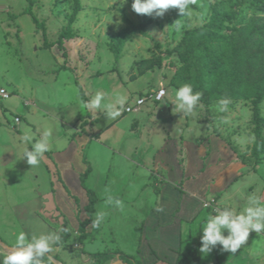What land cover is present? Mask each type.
<instances>
[{"label": "rangeland", "instance_id": "obj_1", "mask_svg": "<svg viewBox=\"0 0 264 264\" xmlns=\"http://www.w3.org/2000/svg\"><path fill=\"white\" fill-rule=\"evenodd\" d=\"M216 2L235 11L224 25L227 33L264 15V0H79L71 22L74 0H33L32 13L43 26L37 28L25 12L27 0H0V89L8 94L0 99V264H25L9 246L40 247L47 264H94L86 240L78 241L75 222L86 218L87 201L83 204L79 189L66 185L60 172L69 165L74 170L81 165V173L90 167L85 186L95 195V210L88 229L96 241L90 249L111 253L105 264L119 260L115 247L130 250L132 229L139 227L137 210L125 213L126 206L154 203L156 172H162L154 155L164 140L174 145L183 169L180 191L184 194V183L190 186L200 213L212 222V234L226 232L234 239L227 245L238 249L234 260L241 264L264 263V97L258 103L257 141L250 99L203 103L198 93L171 83L182 66L173 48L186 29L209 21ZM125 17L145 34L137 30L115 59L109 45L126 26ZM67 28L73 36L61 50L56 40ZM148 64L152 67L139 74ZM160 87L166 89L160 102L148 98L139 112L120 113ZM81 132L91 141L68 152L71 138ZM212 138L229 148L218 159V174L207 173L205 163ZM58 151L61 164L53 156ZM65 230L68 239L55 244ZM199 239L193 241L196 250H202ZM213 257L206 263L213 264Z\"/></svg>", "mask_w": 264, "mask_h": 264}, {"label": "trees", "instance_id": "obj_2", "mask_svg": "<svg viewBox=\"0 0 264 264\" xmlns=\"http://www.w3.org/2000/svg\"><path fill=\"white\" fill-rule=\"evenodd\" d=\"M27 2L25 12L31 16L37 28H43L42 23L32 13L33 0H27ZM222 4L223 2H216L211 8L209 21L201 26L186 29L173 48L172 51L178 54L182 66L173 76L171 83L180 89L198 93L203 103L211 99H250L253 105V120L256 123L258 141L261 120L258 103L264 97V15L251 16L248 21L237 27L234 33H227L223 31L224 25L232 22L236 14H234L235 11L223 10ZM79 8V0H74L71 22L75 19ZM123 20L126 26L109 45L115 59L118 58L124 43L137 30L145 34L142 25L135 27L126 17ZM72 36L73 32L70 28L62 29L56 40L58 47L64 50V39H71ZM50 44L44 42L43 46L48 47ZM64 55L66 56L65 53ZM151 67L150 64L146 65L139 71V74H143ZM89 172L90 167H87L80 174V183L86 191L88 203L84 207L87 218L79 220L78 223L79 243H83L86 238L85 228L91 222L95 210V195L85 186V178ZM63 186L69 194L67 187ZM74 199L78 202L76 197ZM68 237L69 233L66 230L63 231L55 244L65 242ZM116 252L118 258L125 264H139L132 255L122 251ZM21 256L28 264L50 263L47 251L43 249L33 253H21ZM90 257L94 259V264H104L112 258V254L108 251H101L91 253Z\"/></svg>", "mask_w": 264, "mask_h": 264}, {"label": "crops", "instance_id": "obj_3", "mask_svg": "<svg viewBox=\"0 0 264 264\" xmlns=\"http://www.w3.org/2000/svg\"><path fill=\"white\" fill-rule=\"evenodd\" d=\"M90 141L91 139L81 132L75 139L71 138V142L74 144L69 145L68 152L75 153L78 143H81V147H84L87 145V142ZM75 142H77V144ZM210 142L212 146L210 155L208 156V154H205L207 157L205 160L207 173L218 174L222 170V167H218L217 165L218 159L227 155V152L229 153V148L226 145H219L220 142L215 138H212ZM219 148L220 151L218 152ZM65 149L66 146L64 147V150ZM173 149L174 145L172 146L169 141L164 140L163 144L155 153V165L158 166L162 172L159 170L156 172L159 175L160 181H156L153 186V191L156 194L154 203L150 206L146 204L144 208L141 205H139V207L135 205V208H132L135 202L128 208L126 206L125 213L133 209L137 210L136 216L138 218H136L135 221L138 222L139 227L132 229L133 232L129 242L131 246L130 250L124 251L121 248L115 247L116 251H122L132 255L139 264H182L181 261L185 262L187 259L191 261L195 260L194 264H209L206 263L209 254L214 255L212 259L213 264H241L239 260H234V255L239 253L238 249L228 246L233 243L234 239L232 240L226 232H224V234H212V222H209L208 215L204 212L200 213V204L198 200L190 196V186L184 183V194L180 191L183 169L179 167L177 156L174 154ZM61 155H63L61 151L53 152V156H58L60 164L62 163L60 159ZM76 157L78 159L79 156L76 155ZM80 158H83L81 159L82 162L85 161L83 156ZM60 169L65 184L68 186L71 184L70 186L73 189H79V196L81 194L83 204L87 201L84 205L85 207L88 203V197L85 189L81 186V172H79L83 167L80 165L79 168H75L77 171L74 170L73 166L70 167V165L65 170L64 167ZM180 169L182 171H180ZM232 169L235 171L236 167ZM67 171L72 172L71 177L66 175ZM57 182L64 190L63 181L61 180L63 184L60 183V180H57ZM144 188L143 186L141 190L144 191ZM84 207L82 208L83 210ZM78 213L79 210H77V216ZM85 213L86 211L84 210V214ZM75 222L79 223L77 220H75ZM92 223L93 220H91L85 228V232H87V236L84 239L86 240L85 248L89 251V254L101 252L100 250L98 251V249H90L96 242L94 239L90 240L93 233L89 231L88 228H90ZM233 227L235 228V225H233ZM76 228L78 230V224ZM135 230H138V234ZM234 234L236 237V229L233 230V235ZM198 238H200L199 246L202 247V250H196L193 247V241L195 239L198 240ZM218 238L220 239L219 241ZM249 243V247L255 249L256 246L254 247L251 242ZM255 250H252V252ZM116 251L115 253L118 257ZM193 251L196 252L194 253V258L190 255Z\"/></svg>", "mask_w": 264, "mask_h": 264}, {"label": "built area", "instance_id": "obj_4", "mask_svg": "<svg viewBox=\"0 0 264 264\" xmlns=\"http://www.w3.org/2000/svg\"><path fill=\"white\" fill-rule=\"evenodd\" d=\"M166 96V89L164 87H160L155 91H150L148 93H143L142 96H138L132 105H125L120 113H129L140 110V106L144 104L145 100L148 98L153 102H160ZM8 97L7 93H4L3 89H0V99H6ZM17 120V119H16ZM218 221H222V216H218Z\"/></svg>", "mask_w": 264, "mask_h": 264}, {"label": "water", "instance_id": "obj_5", "mask_svg": "<svg viewBox=\"0 0 264 264\" xmlns=\"http://www.w3.org/2000/svg\"><path fill=\"white\" fill-rule=\"evenodd\" d=\"M0 243L4 244L1 239H0ZM8 249H9L10 252H15L17 257L20 258V260L23 261L25 264H28L25 261V259L20 255V253H32V252H35L38 249L40 250V247L36 248L35 250H31V249H27V248L9 246ZM113 264H125V263L122 262L121 260H116V261H113Z\"/></svg>", "mask_w": 264, "mask_h": 264}]
</instances>
